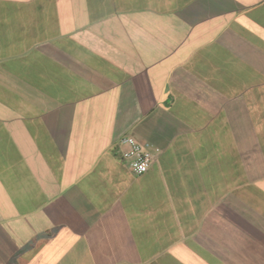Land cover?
<instances>
[{
    "label": "crops",
    "instance_id": "crops-1",
    "mask_svg": "<svg viewBox=\"0 0 264 264\" xmlns=\"http://www.w3.org/2000/svg\"><path fill=\"white\" fill-rule=\"evenodd\" d=\"M0 264H264V0H0Z\"/></svg>",
    "mask_w": 264,
    "mask_h": 264
},
{
    "label": "built area",
    "instance_id": "built-area-1",
    "mask_svg": "<svg viewBox=\"0 0 264 264\" xmlns=\"http://www.w3.org/2000/svg\"><path fill=\"white\" fill-rule=\"evenodd\" d=\"M118 145L121 157L129 164L135 175L146 173L157 159L153 146L132 135L123 136Z\"/></svg>",
    "mask_w": 264,
    "mask_h": 264
}]
</instances>
